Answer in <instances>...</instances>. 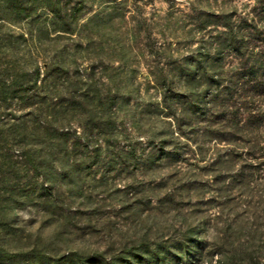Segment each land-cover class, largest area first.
I'll return each instance as SVG.
<instances>
[{
    "label": "rangeland",
    "instance_id": "374dc122",
    "mask_svg": "<svg viewBox=\"0 0 264 264\" xmlns=\"http://www.w3.org/2000/svg\"><path fill=\"white\" fill-rule=\"evenodd\" d=\"M263 21L264 0H0V264L262 262L264 95L211 87L194 115L183 68L228 79L223 24Z\"/></svg>",
    "mask_w": 264,
    "mask_h": 264
},
{
    "label": "trees",
    "instance_id": "16d2710c",
    "mask_svg": "<svg viewBox=\"0 0 264 264\" xmlns=\"http://www.w3.org/2000/svg\"><path fill=\"white\" fill-rule=\"evenodd\" d=\"M222 27V31L219 32L216 38L217 50L226 49L228 52L235 54L241 63L237 71L227 79L223 72L220 71L221 68L214 73L216 69L215 63V67H213V63L209 58L202 57V54H199L200 57L198 58H192V60L185 62L183 71H186V74L183 75V87H192L195 91L192 92V98H190V111L194 115L200 114V109L210 104L211 100L209 97L213 95L211 87H214L217 92L213 96L215 100L217 99L220 106L225 103L222 94L231 96L234 93L233 89H236L238 86L242 89L247 88L253 92L260 91L264 95V25L261 28L249 25L251 33L243 32V27L234 25L232 22H225ZM169 83H172V81ZM28 90L29 88H24L23 92H29ZM222 113L226 112L223 111ZM98 133L100 132H97L96 135H99ZM57 134V137H55L57 144L55 145H59V143L64 145L66 155L69 154L67 152L68 149L72 151L79 148L88 149L90 139L92 138V133L85 132L82 136L73 137L72 142L69 140L71 139L70 133L64 127H61ZM160 149L162 150L163 148ZM91 150L96 149L92 147ZM163 155H169V153H163ZM249 166H243V173L240 175L241 182H244L248 176H251L250 171L246 170ZM261 209L264 210V207L262 206ZM246 226L252 231L251 235L254 236L247 238V241H255L257 235L260 234L258 237L260 241L259 245L261 243L260 247L264 246V223L254 228L252 223L249 224L246 221ZM251 259L255 261V264H264V260L261 262V258L259 257L255 258L252 256Z\"/></svg>",
    "mask_w": 264,
    "mask_h": 264
}]
</instances>
